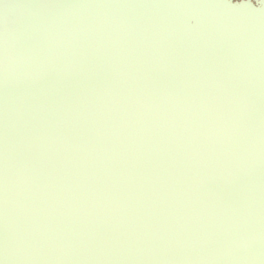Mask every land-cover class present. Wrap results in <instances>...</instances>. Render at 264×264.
Masks as SVG:
<instances>
[{
	"label": "bare ground",
	"instance_id": "6f19581e",
	"mask_svg": "<svg viewBox=\"0 0 264 264\" xmlns=\"http://www.w3.org/2000/svg\"><path fill=\"white\" fill-rule=\"evenodd\" d=\"M182 2H38L0 85V264H264L236 246L264 211V33ZM172 41L199 46L179 73Z\"/></svg>",
	"mask_w": 264,
	"mask_h": 264
},
{
	"label": "rangeland",
	"instance_id": "374dc122",
	"mask_svg": "<svg viewBox=\"0 0 264 264\" xmlns=\"http://www.w3.org/2000/svg\"><path fill=\"white\" fill-rule=\"evenodd\" d=\"M38 2H48L53 5L50 6V12L55 5L57 6L56 0H38ZM38 2L35 4L34 0H22L19 3V7L14 11L0 12L3 15L0 14V40L6 36L2 44L3 46H0V85L4 84L9 77L11 78L15 74L17 75L18 71L30 65L31 55L28 49L29 43L32 41V37L35 35L38 36V31L40 32L41 28H43L40 23L41 19H36L38 16L37 14L40 12L39 8L41 7ZM41 12L43 11L41 10ZM48 16L51 18L50 14ZM53 16H55V14H53ZM85 19H87V17L83 15L81 20L84 21ZM27 24L28 28H26ZM29 28L30 30H35V34L31 33L30 30L28 31ZM59 38L60 37L54 38V40L56 42H61L64 39L58 40ZM5 48H7V50H5ZM4 51L7 52V54H5ZM41 65V71L45 73V66L43 64ZM6 67L8 69L7 76L5 74ZM30 73H32V71H30Z\"/></svg>",
	"mask_w": 264,
	"mask_h": 264
},
{
	"label": "water",
	"instance_id": "95a60500",
	"mask_svg": "<svg viewBox=\"0 0 264 264\" xmlns=\"http://www.w3.org/2000/svg\"><path fill=\"white\" fill-rule=\"evenodd\" d=\"M186 2H182L184 5L187 4L188 1H197L199 3L205 4L207 6H211L213 9H215L218 12H223L224 13V17H227L229 19V21H231L234 25H237L238 23L241 24V26H245V28H247L245 31L247 32H253L254 28L259 26L260 28V32L261 34L264 33V10L257 12V11H252L251 9L247 8V7H227L223 4H221L220 2H218L217 0H185ZM180 5V4H179ZM182 9H186V6ZM191 22V24L189 25V29L188 30H193L196 31L197 28H192V26L194 25V21L189 20ZM218 23H215V27L218 25H216ZM235 28V27H234ZM244 28V29H245ZM212 30V29H211ZM199 31V30H198ZM212 31L216 32V29H213ZM225 31V30H224ZM255 45V44H254ZM259 48H264V42L263 43H259L258 45ZM240 47H243V45H241ZM262 55H260V52H256L253 53L251 56L252 58L251 61L255 62L254 66H256V69L259 67V64L264 61L262 60ZM247 63V62H246ZM243 64L245 66L244 70H246L247 72L249 71L248 68V64ZM258 74V71L255 73ZM250 83V82H249ZM264 173V170H263ZM250 206H247V208H249ZM247 219H246V229L248 230V243L250 244V242L252 241V243L255 245L251 247L250 244V248H254L251 253L250 251L248 252V256H255L259 254V251L261 250L260 248L262 247V245L264 244V228H262L261 233L259 234L260 231V220H258V228L255 227V224L257 223V217L256 216H252L249 212V214L247 213ZM264 227V226H263ZM254 229V237L253 240L251 239V233ZM232 250V249H231ZM235 251V249L233 250ZM233 261V260H232Z\"/></svg>",
	"mask_w": 264,
	"mask_h": 264
},
{
	"label": "snow or ice",
	"instance_id": "6c2138e0",
	"mask_svg": "<svg viewBox=\"0 0 264 264\" xmlns=\"http://www.w3.org/2000/svg\"><path fill=\"white\" fill-rule=\"evenodd\" d=\"M103 7H127V8H158V9H171L178 7V5H117V6H111V5H105ZM198 45L195 42L192 43H186L184 41H172L167 44V46L164 49V52L161 53L160 61H159V67L161 71L171 70L174 72H181L182 65L187 63L188 61L192 60L195 55H197V49ZM141 55H144V53H141ZM145 67L148 68L149 71H153L154 68L151 65L150 60L147 56H145L144 59ZM7 138V133H6ZM42 139L47 140V136L42 137ZM7 153V147L5 149ZM5 203L7 204V158L5 161ZM204 179H208V177H204ZM261 222L262 225H264V211H262L261 215Z\"/></svg>",
	"mask_w": 264,
	"mask_h": 264
},
{
	"label": "flooded vegetation",
	"instance_id": "af4514ba",
	"mask_svg": "<svg viewBox=\"0 0 264 264\" xmlns=\"http://www.w3.org/2000/svg\"><path fill=\"white\" fill-rule=\"evenodd\" d=\"M20 1L22 0H0V12L14 11L17 7H19ZM217 1L227 7H247L252 11H257V12L264 10V3H261L260 0H217ZM194 6L197 7V5Z\"/></svg>",
	"mask_w": 264,
	"mask_h": 264
},
{
	"label": "clouds",
	"instance_id": "9594fccd",
	"mask_svg": "<svg viewBox=\"0 0 264 264\" xmlns=\"http://www.w3.org/2000/svg\"><path fill=\"white\" fill-rule=\"evenodd\" d=\"M261 3H264V0H260ZM193 28L195 27V25L192 26ZM7 73H8V69L7 67L5 68V74L7 76ZM238 248H242V249H247L248 248V242L246 241H241V242H238L237 245H236Z\"/></svg>",
	"mask_w": 264,
	"mask_h": 264
}]
</instances>
